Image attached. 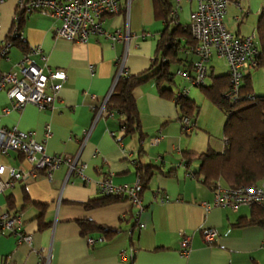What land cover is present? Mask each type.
Instances as JSON below:
<instances>
[{"label":"crops","instance_id":"crops-1","mask_svg":"<svg viewBox=\"0 0 264 264\" xmlns=\"http://www.w3.org/2000/svg\"><path fill=\"white\" fill-rule=\"evenodd\" d=\"M16 2L6 0L1 5L0 44L10 31ZM118 3L120 11L106 15L102 27L107 32L127 34L126 41L101 35L86 43L73 42L55 36L60 22L47 11L36 10L22 16L24 44L40 45L48 67L63 70L66 78L52 106L46 109L26 104L21 111L3 113L2 108L11 104L1 90L0 126L32 132L36 141L44 142L48 154H78L85 167L83 177L67 175L63 165L53 170L51 177L38 171L36 177L17 180L0 192V213L18 214L22 233L32 239L27 243L8 231L0 233V264H264V225L242 221L250 218V206L206 209L202 204L212 202L214 188L202 181L205 174L197 154L207 150L223 152L225 135L223 131L222 141L216 143L207 133L203 146L196 137L182 136L185 131L181 113L171 93L176 95L187 85L175 74L176 70L191 68L197 58L184 50L194 44L186 33L175 36L178 46L174 61L169 64L173 81L158 83L155 78H148L133 88L140 124L134 132H125L120 123L122 115L115 110L105 108L106 112L98 113L116 84L121 59L126 72L123 77L152 72L161 34L167 26L171 29L188 24L195 6V0ZM163 6L168 11L166 16ZM174 8L177 23L171 14ZM263 12L264 0H227L223 22L239 38L254 35V44L260 49L257 25ZM23 51V46L13 44L6 58L0 56V71L17 70ZM34 60L41 64L37 57ZM257 68L248 72L254 95L260 94L254 92L253 84L264 78ZM226 76L225 59L213 54L207 63L205 86H210L213 78ZM190 87L186 98L199 107L189 97ZM160 88L171 92L161 94ZM187 117L193 126L188 135L192 130L196 133L198 122L194 116ZM86 130L89 134L85 139ZM1 161H10L22 170L30 167L13 150L2 155ZM138 163L146 166L150 175L144 187L140 184L141 209L125 197H112L104 205L85 207L87 201L104 196L98 182L105 178L113 184L132 185ZM215 181L229 187L222 179ZM80 220L112 230L95 227L83 234ZM209 228L216 234L211 242H206L204 231ZM181 234L189 237L186 256L178 253ZM86 235L103 239L88 245ZM130 248L134 249L132 257L120 254Z\"/></svg>","mask_w":264,"mask_h":264},{"label":"built area","instance_id":"built-area-1","mask_svg":"<svg viewBox=\"0 0 264 264\" xmlns=\"http://www.w3.org/2000/svg\"><path fill=\"white\" fill-rule=\"evenodd\" d=\"M6 0H0L1 5ZM180 1V0H176ZM190 1V0H188ZM227 0H195V6L190 11L189 22L185 26L190 32L194 44L185 48L197 58L190 64L191 68H178L176 75L182 77L187 85L178 91V96H186L188 86H205L207 77V63L212 55L225 59L228 76V88L224 98L229 103L239 99L243 77L258 64L259 49L254 44V35L239 38L231 34L224 25L223 17L226 13ZM36 10H45L60 24L55 29V36L73 42L86 43L91 37L103 35L115 41L128 39V35L120 31L107 32L102 23L106 15L118 13V0H17L12 18V25L7 37L0 44V56L7 57L8 49L14 39L24 41L20 26L24 14ZM173 20L177 23V8L171 10ZM184 26V27H185ZM37 57L41 64H38ZM47 57L38 44L27 45L21 58L16 63L17 70L0 71V91L4 90L11 106L3 107L2 112L10 110L21 111L26 104L36 105L39 109L52 106L66 75L61 69H51L46 63ZM126 74L123 59L119 63L117 77ZM98 113L105 111V103ZM106 112V111H105ZM111 114V113H110ZM182 129L187 132L192 129L187 116L181 117ZM89 130L84 131L85 139ZM121 146V143H120ZM9 150L20 152L23 159L29 163L27 170H22L10 161H1V156ZM61 165L68 170L67 175L84 176L85 163L79 160L78 154H48L44 142L36 141L32 132L19 131L15 126H0V192L14 185L17 180H27L37 176L38 171L51 177L53 170ZM137 165V164H136ZM135 165V166H136ZM140 179L137 176L132 185L113 184L110 178L98 182V189L104 195L125 197L132 203L140 205ZM212 202H203L206 209L211 206L236 210L240 205H256L264 209V180L254 186L222 187L215 183ZM143 225L141 224L140 227ZM8 231L31 243V236L21 231V221L18 214L0 213V233ZM216 232L213 228L205 229L204 238L211 242ZM102 237L86 235L88 245L101 241ZM189 237L181 234L178 253L186 256L188 253ZM134 249L121 251L122 255L133 256Z\"/></svg>","mask_w":264,"mask_h":264},{"label":"trees","instance_id":"trees-1","mask_svg":"<svg viewBox=\"0 0 264 264\" xmlns=\"http://www.w3.org/2000/svg\"><path fill=\"white\" fill-rule=\"evenodd\" d=\"M156 1L160 3L162 0ZM162 10L166 11V9L164 10V6ZM165 13L166 16L168 11ZM166 20L168 21V18ZM257 30L260 39V49L256 68H264V12L259 17ZM178 32L181 34L186 33L188 40L193 41L186 26L175 25L171 29L167 26L157 42L156 54L151 63V68H154V70L150 73L146 71L136 75H126L124 77L122 75L118 77L106 101L105 108L107 111L115 110L122 115L120 123L126 133L134 132L140 125L132 98L133 88L148 78H155L158 80V83L162 80L166 82L173 81L174 73L170 72L169 64L175 58L178 46L175 36ZM13 44L23 46V50L27 47L18 38L13 40ZM212 82L210 86L206 85L200 88L204 96L223 110L226 115L223 125L225 146L221 153L207 150L206 152L197 154L198 158L202 161L201 169L205 174L202 181L213 187L216 183L215 180L218 179L225 181L229 187L254 186L264 178V94H252L249 73L243 77L239 99L233 103H229L224 98V92L228 88V76L226 78H213ZM166 92L170 94L171 89L160 88L161 94ZM171 94L181 113L180 118L182 116H195L197 106L192 101L187 99L186 96H178L177 93L176 95L174 93ZM18 153L23 158V155L20 152ZM136 175L140 179L141 186L144 187L150 177L146 166L138 163L136 165ZM112 197L122 198L114 195H104L101 198L87 201L85 207L93 208L104 205ZM250 207V218L243 219L242 221L247 224L262 223L264 225V209L256 205H251ZM78 223L82 225L83 234L92 232L95 227L106 230V232L112 230L99 225H92L84 220H80Z\"/></svg>","mask_w":264,"mask_h":264},{"label":"rangeland","instance_id":"rangeland-1","mask_svg":"<svg viewBox=\"0 0 264 264\" xmlns=\"http://www.w3.org/2000/svg\"><path fill=\"white\" fill-rule=\"evenodd\" d=\"M172 71L175 69V66L173 65L171 67ZM258 73H263L264 75V68L258 67L256 69ZM255 70V71H256ZM178 78L176 79V82L178 83ZM254 92L256 94H264V78H259L255 81L253 84ZM192 90L190 92L189 97L191 99H194L196 104L199 106L196 109L195 119L198 122L197 127L198 129L195 131L196 133H191L188 135L187 132L182 133V136L184 138L188 137H196L197 142H202V144H206L207 139V133L210 135L212 141H215L216 143H219L222 141L223 137V125L226 119V115L218 106H215L210 100H208L204 93L202 92L201 88L198 86H191ZM201 133V134H200ZM193 139V138H192Z\"/></svg>","mask_w":264,"mask_h":264}]
</instances>
